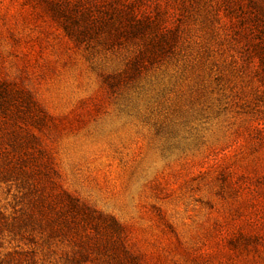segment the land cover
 I'll return each mask as SVG.
<instances>
[{"label": "rangeland", "instance_id": "rangeland-1", "mask_svg": "<svg viewBox=\"0 0 264 264\" xmlns=\"http://www.w3.org/2000/svg\"><path fill=\"white\" fill-rule=\"evenodd\" d=\"M121 1L153 25L93 23L115 0H0V142L121 228L18 234L27 190L1 183L0 264H264V0Z\"/></svg>", "mask_w": 264, "mask_h": 264}, {"label": "trees", "instance_id": "trees-1", "mask_svg": "<svg viewBox=\"0 0 264 264\" xmlns=\"http://www.w3.org/2000/svg\"><path fill=\"white\" fill-rule=\"evenodd\" d=\"M133 9V4L125 5L121 0H115L114 6L106 12L107 18L103 19V21H96L93 23L99 24L100 26L111 22L113 23V27L116 26L115 29L117 31L121 32L125 29L129 30L131 34L141 33L153 25V22H151L149 18L141 21L136 19ZM255 9L251 19L256 29L255 36L258 39L256 52L261 62L264 64V7L258 4L255 6ZM62 10L63 9H60V11ZM17 94V90L13 88L10 83L0 81V124L4 123L6 119H11L13 114L11 105H14L15 102L18 101ZM3 145L4 144L0 142V184H6L12 181L19 183L22 188L27 190L26 194H28L30 201L29 208L23 213L24 219L22 217L17 220L14 219L10 224H7V226H16L14 229L18 231V234H20L22 230L25 232L29 230L38 231L48 239L60 236L68 237L67 233L70 231L71 227L79 223H83L85 226L87 224L92 227L91 229L97 228L101 223L107 230L113 231L114 234L121 233V228L115 221L112 219L106 221V217L102 214H97L66 192L58 191L53 180H51L50 168L47 163H36L38 172L33 170L29 171L25 169V161L27 159H22V157L26 155V152L18 154L12 151V146L10 147L11 150H8V148ZM32 162L35 163L36 161L33 160ZM38 175L40 177H38ZM41 187L43 189L45 188V191H42ZM4 223L7 222L4 221ZM85 238L89 241L90 235H85ZM89 243L87 244H89L91 250L100 251L101 247L98 242L91 243L89 241ZM106 248H103V250ZM108 249L110 250L111 248ZM124 252L125 255L131 257L125 248ZM111 255L114 259L117 258L114 252L111 253Z\"/></svg>", "mask_w": 264, "mask_h": 264}]
</instances>
